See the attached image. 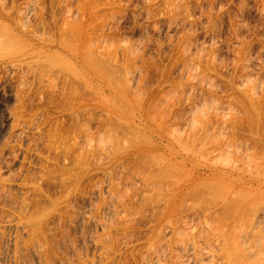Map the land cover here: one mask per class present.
<instances>
[{"label":"rangeland","instance_id":"1","mask_svg":"<svg viewBox=\"0 0 264 264\" xmlns=\"http://www.w3.org/2000/svg\"><path fill=\"white\" fill-rule=\"evenodd\" d=\"M0 1L26 24L0 47V264H227L215 192L198 184L162 220L151 137L117 108L185 136L207 105L210 129L247 135L230 118L243 84L264 85V0ZM81 30L98 68L69 51Z\"/></svg>","mask_w":264,"mask_h":264},{"label":"bare ground","instance_id":"2","mask_svg":"<svg viewBox=\"0 0 264 264\" xmlns=\"http://www.w3.org/2000/svg\"><path fill=\"white\" fill-rule=\"evenodd\" d=\"M22 18L19 20L20 23L25 21ZM19 22L15 21L11 10L6 8L0 1V43H4H2L4 47L0 46L1 48L6 47L5 41L7 43L10 40L11 43L12 38L18 35L22 29L19 26H23V24L19 25ZM24 25H26L25 22ZM3 28L6 30V35L2 32ZM25 29L27 30V26ZM33 31L32 33L35 36L36 33ZM79 37L80 40L77 41V44L69 46V51L71 49L72 54L77 57L78 64L81 65L84 62L91 67L96 63L95 67L98 68L100 63L95 62L97 55L93 54L94 57L92 58L93 52L90 54L87 46V31L81 30ZM62 45L64 46V42H62ZM65 45L68 49V44ZM10 46H8V50L11 48ZM25 47L27 46L25 45ZM1 53L3 54V52ZM81 57L82 59H79ZM98 58L97 61H101L102 57ZM107 60L105 59L106 64ZM101 65L102 70L99 68L101 72L96 69L103 75H105V69L108 66L112 70L115 69L110 64L106 65L107 68H105V65L103 66V63ZM82 69L84 70V67ZM82 69L78 70V67L76 69L80 71V77L76 72L78 78L85 75L86 69L84 71ZM91 70L94 71L95 69ZM114 71L110 72L114 73ZM110 72L108 71L109 74L106 72L105 76L109 81H112L107 76L114 77ZM95 73L97 72L93 74L95 75ZM86 74L88 75L87 72ZM190 74L192 75L189 80L199 77V72L192 71ZM100 75L98 76L102 77ZM84 77L82 78L84 79ZM204 79L207 80L208 77ZM210 81L209 83H212ZM258 82L249 80V82L243 84L244 87L238 89V92L236 90L235 99L240 104V110L231 112L230 122L238 125L239 120H242V116L245 117L249 124V132L245 136L237 137L234 141L227 140L222 129H217L216 126L209 128L211 118L209 117L210 110H208L207 105H197L195 107L196 109L200 108L202 115L207 114L206 119L201 120V118L198 119L199 117L196 118L195 116L194 118L197 120H192L197 121V123L194 121L193 124L191 123L189 129L192 133L188 132L185 136L178 131L176 132V127L179 124L175 125V132L171 133L167 129L166 122L156 124L152 120L150 123L144 121L148 108L147 105L139 101L135 100L131 105H127L129 102L127 104L123 102L124 104H120L117 108L121 112L120 116L126 117L128 115L126 120H130L128 122L131 124L135 121L134 119L138 118V125L144 128L151 137L150 144L140 147L139 150L148 152L149 156L152 155L153 164L152 161L151 164L154 176L153 179L150 177L149 180H152L155 189L165 200V206L163 205L164 208H161L162 220L171 223L177 212L176 210H178L177 208L180 207L182 197L194 187H197L198 184L205 183L208 190L215 192L222 209L225 211L224 225L218 230V234L226 252L227 264H264V85L261 86L263 82H260L261 84ZM127 95L130 96L129 88H127ZM130 99L133 100L129 98V101H131ZM74 113L76 114V112ZM75 114L72 113V115ZM194 129L200 132L197 134ZM125 150L122 152H125ZM212 154H216V156L213 157ZM180 232L181 230H178V233Z\"/></svg>","mask_w":264,"mask_h":264}]
</instances>
